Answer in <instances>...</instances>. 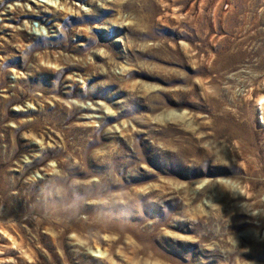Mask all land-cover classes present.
Wrapping results in <instances>:
<instances>
[{"label":"rangeland","instance_id":"rangeland-1","mask_svg":"<svg viewBox=\"0 0 264 264\" xmlns=\"http://www.w3.org/2000/svg\"><path fill=\"white\" fill-rule=\"evenodd\" d=\"M0 264H264V0H0Z\"/></svg>","mask_w":264,"mask_h":264}]
</instances>
